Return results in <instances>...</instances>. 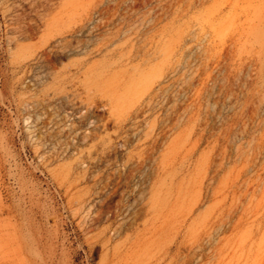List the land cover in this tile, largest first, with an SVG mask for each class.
<instances>
[{
    "label": "rangeland",
    "instance_id": "rangeland-1",
    "mask_svg": "<svg viewBox=\"0 0 264 264\" xmlns=\"http://www.w3.org/2000/svg\"><path fill=\"white\" fill-rule=\"evenodd\" d=\"M154 5L0 0V264H264V0Z\"/></svg>",
    "mask_w": 264,
    "mask_h": 264
},
{
    "label": "bare ground",
    "instance_id": "bare-ground-1",
    "mask_svg": "<svg viewBox=\"0 0 264 264\" xmlns=\"http://www.w3.org/2000/svg\"><path fill=\"white\" fill-rule=\"evenodd\" d=\"M149 1V0H142ZM155 8L160 10V14L154 19L155 25L164 23L161 27L168 28L172 15H185L189 8L201 5L204 0H154Z\"/></svg>",
    "mask_w": 264,
    "mask_h": 264
}]
</instances>
